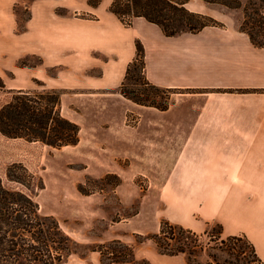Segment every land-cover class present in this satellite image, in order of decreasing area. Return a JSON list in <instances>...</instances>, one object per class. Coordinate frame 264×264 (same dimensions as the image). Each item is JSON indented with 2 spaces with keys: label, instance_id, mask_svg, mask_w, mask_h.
<instances>
[{
  "label": "rangeland",
  "instance_id": "1",
  "mask_svg": "<svg viewBox=\"0 0 264 264\" xmlns=\"http://www.w3.org/2000/svg\"><path fill=\"white\" fill-rule=\"evenodd\" d=\"M240 1L244 5L248 0ZM111 2L0 0V105L11 90H55L61 115L79 128L78 142L61 148L0 133V178L6 181L7 167L21 163L40 180L42 188L34 193L39 213L52 216L70 239L62 264H263L244 236L230 235L241 237L230 240L216 220L192 211L186 215L195 225L188 228L172 218L178 210L186 216L182 194L177 180L162 177L165 149L152 147L146 137L150 113L159 123L160 110L124 96V78L113 87H96L104 63L111 60L101 52H83L80 39L68 34L81 26L95 27L94 21L110 12ZM186 7L212 16L218 28L240 31L242 8L201 0H190ZM124 82L128 95H147L159 105L169 103L176 93L146 87L140 63ZM164 221L191 230L203 248L194 253L160 252L154 235ZM184 236L192 245L195 237ZM107 252L130 260L113 261Z\"/></svg>",
  "mask_w": 264,
  "mask_h": 264
},
{
  "label": "crops",
  "instance_id": "2",
  "mask_svg": "<svg viewBox=\"0 0 264 264\" xmlns=\"http://www.w3.org/2000/svg\"><path fill=\"white\" fill-rule=\"evenodd\" d=\"M94 23L68 34L75 33L83 52L111 60L96 87L120 83L139 41L146 79L176 92L159 123L150 113L146 137L165 149L160 171L177 180L184 215L194 211L219 222L225 235L244 236L264 264V46L233 28L165 36L141 17L124 27L109 11ZM177 215L175 221L194 227L188 215Z\"/></svg>",
  "mask_w": 264,
  "mask_h": 264
},
{
  "label": "trees",
  "instance_id": "3",
  "mask_svg": "<svg viewBox=\"0 0 264 264\" xmlns=\"http://www.w3.org/2000/svg\"><path fill=\"white\" fill-rule=\"evenodd\" d=\"M190 0H112L109 10L125 26H130L133 18L141 17L157 25L165 36H177L182 33H197L205 27H219L220 23L212 16L189 10L186 4ZM205 4H214L228 9H243L244 17L240 31L245 32L256 47L264 46V0H201ZM128 18V20H125ZM253 31H260L254 34ZM261 37L262 40H256ZM136 55L128 64L124 81L131 70L141 64L144 85L152 90L162 88L152 85L144 76V48L137 41ZM122 81L120 90L128 99L145 106L165 110L168 103L159 105L146 97L130 96L124 91ZM1 87H4L1 83ZM165 91H171L162 89ZM10 97L0 105V133L8 138H20L30 142L61 148L78 142V126L60 113V94L55 90L29 91L11 90ZM42 183L21 163H14L6 169V181L0 178V264H62L68 253L70 239L61 231L58 222L52 216L39 213L34 200L35 190ZM184 235H193V244ZM230 240L241 237L230 236ZM157 247L162 253L177 254L197 252L203 245L199 237L191 230L162 222L158 234L154 235ZM225 244V241H221ZM254 254L256 252L251 245ZM127 251L130 252L128 248ZM114 252V251H113ZM113 261L118 259L114 253H105ZM110 256V257H109ZM258 258V257H257ZM259 260V259H258ZM260 261V260H259Z\"/></svg>",
  "mask_w": 264,
  "mask_h": 264
}]
</instances>
